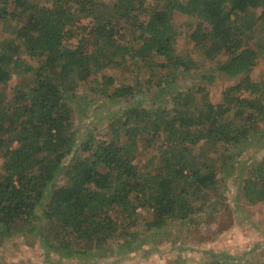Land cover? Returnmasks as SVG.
Instances as JSON below:
<instances>
[{
    "label": "trees",
    "instance_id": "16d2710c",
    "mask_svg": "<svg viewBox=\"0 0 264 264\" xmlns=\"http://www.w3.org/2000/svg\"><path fill=\"white\" fill-rule=\"evenodd\" d=\"M176 12L187 16L179 29L190 49L177 47ZM263 30L264 0H0V242L34 224L45 250L59 252L55 264L103 257L122 239L124 252L138 208L158 234L215 208L208 190L227 163L243 199L264 201V155L236 159L248 141L264 146V81L230 85L217 103L204 86H177L206 64L197 76L208 83L248 74ZM81 31L89 35L77 39ZM17 73L27 87L10 86ZM155 89L164 103L144 105ZM89 96L122 105L105 132L84 138L72 104L91 109ZM38 211L51 233L31 221ZM217 256L211 263L223 264Z\"/></svg>",
    "mask_w": 264,
    "mask_h": 264
},
{
    "label": "rangeland",
    "instance_id": "374dc122",
    "mask_svg": "<svg viewBox=\"0 0 264 264\" xmlns=\"http://www.w3.org/2000/svg\"><path fill=\"white\" fill-rule=\"evenodd\" d=\"M186 19V15L178 12L173 15L172 19L178 28L177 47L183 50L191 48L190 42L186 41L183 31L179 29ZM81 34L89 35L81 31L76 34L77 39ZM259 35L264 38V30ZM87 48L92 49L93 46L88 44ZM194 57L200 60L198 51ZM206 66L192 70L189 74L195 75L194 78L184 74L178 79L177 86L185 90L190 85L195 86V89L204 86L210 101L217 103L221 101L222 91L230 85L241 81L243 82L242 90H245L251 82L264 81V48L257 55L250 72L242 76L221 75L213 83H208L201 81L197 76L202 70L209 68L208 64ZM123 72L122 70H108L109 74L116 76L119 83L127 82L130 78L129 74ZM146 76V73L141 74L142 79ZM28 82H30L28 77L20 73L12 74L10 86L20 83L24 88L27 87ZM82 93L84 92L81 90L79 96L83 95ZM156 94H158V89L153 90L152 95ZM156 96L159 98L155 97L151 101L144 99L143 104L151 106L155 103H164L165 100L161 95ZM87 101L91 109L86 108L87 105L85 106L80 98L72 104L74 108L73 125L80 137L85 138L88 131L93 133V136L99 137L105 132L103 129L106 130L110 118L114 117L122 104L108 102L106 99L104 103L90 96L87 97ZM258 145H264V137L259 138ZM255 146V143L246 142L243 152L236 154L237 161L249 166L252 162L260 160L264 155V146L256 152L254 151ZM231 147L229 145V148L226 146L223 150L221 149L217 157L223 153L228 155L235 151L236 148ZM137 152L144 153L141 147ZM231 166L227 163L218 172L216 185L208 190L211 194L208 199L215 208L195 212L186 220H171L169 226L175 234H171L169 228L165 229L163 234H158L156 229H145V218L151 214L145 208H138L134 218L135 226L129 229V231H134L136 238L130 246L123 247L124 252H117L118 247L125 243L122 239L119 244L116 241L110 243L108 248H105L103 257L93 256L87 259L84 255H77L69 259V264H212L211 261H214L217 255L221 257L223 264H264V201L250 204L243 199L237 183L238 173L235 171L236 168L232 169ZM244 180L245 178H241V181ZM36 216L31 221L35 224L40 221L41 226L46 229L44 232L51 233L52 226L46 225V221L43 217L41 218V211H38ZM23 229L25 230L20 232L15 230L11 237L0 242V264H55L60 257L59 252L45 250L40 232L36 231L34 224H26Z\"/></svg>",
    "mask_w": 264,
    "mask_h": 264
}]
</instances>
